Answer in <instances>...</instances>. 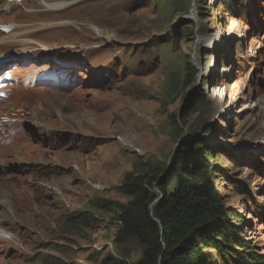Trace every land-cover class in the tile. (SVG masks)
I'll return each mask as SVG.
<instances>
[{
	"label": "rangeland",
	"instance_id": "374dc122",
	"mask_svg": "<svg viewBox=\"0 0 264 264\" xmlns=\"http://www.w3.org/2000/svg\"><path fill=\"white\" fill-rule=\"evenodd\" d=\"M4 24L30 42L5 40ZM1 65L18 81L0 99V264L137 262L118 187L197 137L264 252V0H0ZM54 69L57 85L23 84Z\"/></svg>",
	"mask_w": 264,
	"mask_h": 264
},
{
	"label": "trees",
	"instance_id": "16d2710c",
	"mask_svg": "<svg viewBox=\"0 0 264 264\" xmlns=\"http://www.w3.org/2000/svg\"><path fill=\"white\" fill-rule=\"evenodd\" d=\"M208 103L203 93L188 109ZM214 130L210 126L204 132ZM212 155L206 139L197 137L182 141L166 167L134 165L118 187L130 198L118 205L120 234L139 239L145 249L135 263L111 255L105 264H216L208 249L216 251L221 264H264V252L235 221L242 215L224 201Z\"/></svg>",
	"mask_w": 264,
	"mask_h": 264
},
{
	"label": "bare ground",
	"instance_id": "6f19581e",
	"mask_svg": "<svg viewBox=\"0 0 264 264\" xmlns=\"http://www.w3.org/2000/svg\"><path fill=\"white\" fill-rule=\"evenodd\" d=\"M23 0H11L10 2H11V4H13V3H20V2H22ZM71 3H73V1H67V2H59V3H57L56 4V8H58V7H64L65 5H69V4H71ZM23 26V25H22ZM16 27H17V25H15V27H14V30H12L11 32H10V36H8L7 38H5V40H7V39H13V38H15L16 40V42L18 41V42H21L22 44H27L28 42H30L28 39L27 40H25L24 38H21V37H23L22 35H20V34H18V33H15V30H16ZM21 33V32H20ZM28 33V32H27ZM4 39V38H3ZM3 40H1V42H2ZM22 46V45H21ZM202 71V70H201ZM4 201H0V203H3Z\"/></svg>",
	"mask_w": 264,
	"mask_h": 264
},
{
	"label": "water",
	"instance_id": "95a60500",
	"mask_svg": "<svg viewBox=\"0 0 264 264\" xmlns=\"http://www.w3.org/2000/svg\"><path fill=\"white\" fill-rule=\"evenodd\" d=\"M186 104H187V101H186ZM185 110H186V105H185V107H183V108L181 109V111H180V117H181V118L183 117ZM180 142H181V141H180ZM180 142L178 143V145L180 144ZM176 152H177V149L174 151L173 154H176Z\"/></svg>",
	"mask_w": 264,
	"mask_h": 264
}]
</instances>
